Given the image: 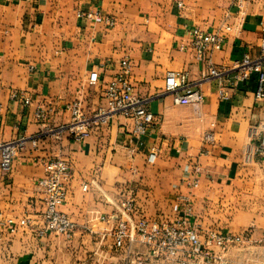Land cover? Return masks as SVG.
<instances>
[{
  "label": "crops",
  "instance_id": "1",
  "mask_svg": "<svg viewBox=\"0 0 264 264\" xmlns=\"http://www.w3.org/2000/svg\"><path fill=\"white\" fill-rule=\"evenodd\" d=\"M96 10L101 19L76 16ZM107 18L115 24L109 26ZM262 27L264 0H247L240 10L232 0H0V144L35 135L38 107L48 112L51 125L68 120L66 105L73 101L95 111L113 66L124 58L132 65L135 92L155 96L163 93L169 72H188L192 82L206 73L192 50H180L192 29L225 37L212 62L227 70L245 54L260 55ZM200 88L199 108L176 105L170 95L155 99L150 109L157 126L141 139L116 118L83 143L66 135L27 146L9 173L0 172V220H29L14 234L2 226L0 264H89L92 257L102 263L105 254L107 264H115L113 223L102 217L116 212L127 189L135 190L139 209L150 219H174L189 206L205 231L242 236V244L213 248L227 264H261L264 158L248 162L245 149L259 140L251 134L264 126V101L256 100L253 82L207 81ZM55 157L71 166L60 208L77 226L70 241L36 235L44 212L37 184L46 175L45 161Z\"/></svg>",
  "mask_w": 264,
  "mask_h": 264
},
{
  "label": "built area",
  "instance_id": "2",
  "mask_svg": "<svg viewBox=\"0 0 264 264\" xmlns=\"http://www.w3.org/2000/svg\"><path fill=\"white\" fill-rule=\"evenodd\" d=\"M11 2L13 0H5ZM247 0H232L237 9H242ZM183 8V3H178ZM76 16L82 20H98L102 18L99 11H79ZM109 26L115 24L114 19L107 18ZM230 31V27L225 29ZM260 43V55L245 54L231 69H218L212 62V54L222 50L226 39L220 33H208L200 28L190 32L187 46L182 45L181 51L192 50L196 59L206 64V73L195 82L190 81L188 72H169L166 77L164 91L155 96L143 97L135 92L131 78L132 65L128 58H124L113 67L115 74L105 85L103 90V104L95 111L85 112L79 101L66 105L69 113L68 120L60 125H51L48 112L42 107L35 111V118L39 123V131L31 136H19L11 141L0 144V172L7 174L11 171L15 158L27 146L37 148L43 140L60 141L68 135L75 143H83L90 133L100 132L108 127L116 118L126 120L129 135L141 139L156 128V115L151 111V103L162 96H172L179 106H193L199 108L204 101V94L200 88L203 82L221 81L237 85L239 83H255V98L264 101V27ZM110 66V65H109ZM220 96L227 98L223 90ZM17 95H14L16 97ZM24 105H29V98L21 95ZM253 140L259 137L257 143H252L245 149L246 161L264 158V126L259 134L252 132ZM205 140L213 142V135L207 133ZM156 152L153 151L148 160L153 162ZM46 175L38 181V188L44 195V212L42 226L37 230V237L44 239L50 235L62 236L70 241L76 233V224L60 208L67 198L66 181L71 175L68 161L53 158L45 161ZM87 190V185L83 186ZM1 216V215H0ZM102 220L113 223L111 235L113 238V254L115 264H227V261L214 253L213 248L222 251L233 245L242 244V236L224 234L220 231H205L193 219L192 209L185 206L183 213L172 220H153L141 214L137 204L134 189H127L119 198L116 212ZM29 225V220L18 223L12 219L0 220L2 226L14 234L20 227ZM264 264V250L262 255ZM107 255L102 256L105 261Z\"/></svg>",
  "mask_w": 264,
  "mask_h": 264
},
{
  "label": "rangeland",
  "instance_id": "3",
  "mask_svg": "<svg viewBox=\"0 0 264 264\" xmlns=\"http://www.w3.org/2000/svg\"><path fill=\"white\" fill-rule=\"evenodd\" d=\"M184 201V200H183ZM140 211H142V210H140ZM141 214L144 216V213H142L141 212ZM146 217V216H145ZM146 218H148V217H146ZM148 219H150V218H148ZM166 220H172V219H169V218H165ZM164 219V220H165ZM202 223V222H201ZM91 254V253H90ZM91 255H93V254H91ZM96 257H92L91 259H90V263L89 264H107V261H105L106 263H104L103 262V260L101 261L102 263H100V262H97L96 261V259H95ZM75 264V263H74ZM88 264V263H87Z\"/></svg>",
  "mask_w": 264,
  "mask_h": 264
}]
</instances>
